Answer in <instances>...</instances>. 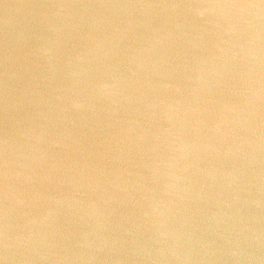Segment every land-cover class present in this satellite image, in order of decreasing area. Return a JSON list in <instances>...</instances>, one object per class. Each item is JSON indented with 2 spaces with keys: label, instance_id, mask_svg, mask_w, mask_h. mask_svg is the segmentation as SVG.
Segmentation results:
<instances>
[{
  "label": "water",
  "instance_id": "obj_1",
  "mask_svg": "<svg viewBox=\"0 0 264 264\" xmlns=\"http://www.w3.org/2000/svg\"><path fill=\"white\" fill-rule=\"evenodd\" d=\"M0 264H264V0H0Z\"/></svg>",
  "mask_w": 264,
  "mask_h": 264
}]
</instances>
